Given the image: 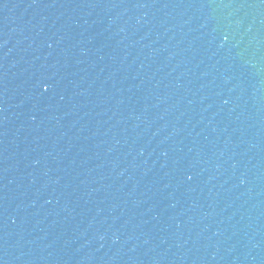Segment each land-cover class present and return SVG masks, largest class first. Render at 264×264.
<instances>
[{
	"label": "water",
	"instance_id": "1",
	"mask_svg": "<svg viewBox=\"0 0 264 264\" xmlns=\"http://www.w3.org/2000/svg\"><path fill=\"white\" fill-rule=\"evenodd\" d=\"M0 264H264V0H0Z\"/></svg>",
	"mask_w": 264,
	"mask_h": 264
}]
</instances>
